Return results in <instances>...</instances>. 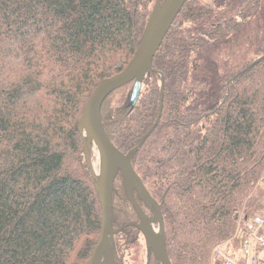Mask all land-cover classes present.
<instances>
[{"label":"trees","instance_id":"1","mask_svg":"<svg viewBox=\"0 0 264 264\" xmlns=\"http://www.w3.org/2000/svg\"><path fill=\"white\" fill-rule=\"evenodd\" d=\"M157 1L0 0V264L89 263L102 203L80 119L100 82L134 58ZM263 6L188 0L137 105L134 82L103 104L104 126L123 153L158 122L131 161L161 204L173 264H213L215 247L261 207L264 36L249 43L244 64L227 40ZM114 186L112 226H124L114 264H128L140 246L139 214L121 172Z\"/></svg>","mask_w":264,"mask_h":264},{"label":"water","instance_id":"2","mask_svg":"<svg viewBox=\"0 0 264 264\" xmlns=\"http://www.w3.org/2000/svg\"><path fill=\"white\" fill-rule=\"evenodd\" d=\"M160 1L158 0L155 5L144 38L134 58L123 71L100 82L92 93L80 119L85 154L97 182L102 203V230L88 264H101L103 260L107 259L108 264L115 263V234L124 228L123 226L115 231L112 226L114 220V182L119 172L123 175L127 197L139 214V222H135L133 225L137 226L144 234L149 252L154 253L158 264H173L167 250L165 221L161 204L149 193L131 161L133 154L140 150L158 122L135 148L128 153H123L109 137L102 118V107L106 98L115 90L130 82H134L131 103L133 107L137 105L144 79L147 73L153 70L154 57L173 22L188 0H165L162 6ZM86 129L93 135L92 142L98 148L100 164L98 171L95 170L91 155L93 144L91 143V146L88 147L85 142L83 130ZM136 192L144 204L154 211L153 216H149L144 207L138 202ZM247 216L245 217L247 218ZM156 224L159 226V236L154 233ZM104 248L108 251V256L104 255Z\"/></svg>","mask_w":264,"mask_h":264},{"label":"built area","instance_id":"3","mask_svg":"<svg viewBox=\"0 0 264 264\" xmlns=\"http://www.w3.org/2000/svg\"><path fill=\"white\" fill-rule=\"evenodd\" d=\"M213 264H264V198L261 207L243 222L232 240L218 244Z\"/></svg>","mask_w":264,"mask_h":264},{"label":"rangeland","instance_id":"4","mask_svg":"<svg viewBox=\"0 0 264 264\" xmlns=\"http://www.w3.org/2000/svg\"><path fill=\"white\" fill-rule=\"evenodd\" d=\"M165 0H161V6L164 3ZM263 30H264V6L261 8V11L259 12V14L252 19L251 21H249L247 23V25L242 29V31L236 35V37H233L227 41H229V43H227L228 46H232V45H237L235 46V52L236 56L238 59H241L242 61H240V64H244L246 63V54L245 56H241L244 52H246L248 50L249 47V43L250 42H260L261 39L263 38ZM234 42H237V44H235ZM255 43V44H256ZM249 54V53H248ZM247 54V57H248ZM246 58V59H245ZM215 59L221 64V58L219 54L215 55ZM228 60L226 58L225 63H227ZM239 62V61H238ZM237 64V62H236ZM239 65H236L235 68H238ZM92 146H91V155H92V159L94 162V166H95V170H99L100 164H99V156H98V148L96 146V144L94 142H92ZM145 211L147 212V214L149 216H153L154 215V211H152L148 206H146V208H144ZM158 224L155 225V228L158 229ZM142 242V241H141ZM140 252H139V259L137 258V247L131 248V250L129 251V253L127 254V260L129 261L128 264H143L144 262H141L140 260L144 259L146 257V246L143 243H140Z\"/></svg>","mask_w":264,"mask_h":264},{"label":"bare ground","instance_id":"5","mask_svg":"<svg viewBox=\"0 0 264 264\" xmlns=\"http://www.w3.org/2000/svg\"><path fill=\"white\" fill-rule=\"evenodd\" d=\"M83 134H84V138H85V142L87 144L88 147L91 146L92 140H93V135L91 134V132L89 130H83ZM100 177V175H99ZM154 233L156 235L159 236V230L156 231V229H154ZM103 253L104 255L108 256V251L106 250V248L103 249ZM101 264H108V259L107 260H103Z\"/></svg>","mask_w":264,"mask_h":264},{"label":"flooded vegetation","instance_id":"6","mask_svg":"<svg viewBox=\"0 0 264 264\" xmlns=\"http://www.w3.org/2000/svg\"><path fill=\"white\" fill-rule=\"evenodd\" d=\"M145 208H146V206H145ZM156 229V228H155ZM158 229H156V231H157ZM141 231V230H140ZM142 233V232H141ZM142 241V242H141ZM140 243H143V244H145V246H146V257L144 258V259H142V260H140L141 262H144L143 264H149L150 263V258L149 257H151L152 255L155 257V255H154V253L153 252H149V248H148V245H147V242H146V239H145V236H144V234L142 233V236H141V238H140ZM140 248L141 247H138V249H137V258L139 259V252H140ZM155 260H156V257H155ZM156 264H158L157 263V260H156Z\"/></svg>","mask_w":264,"mask_h":264}]
</instances>
